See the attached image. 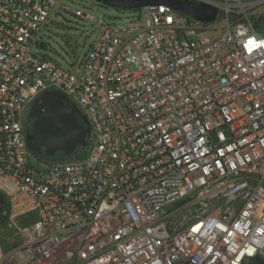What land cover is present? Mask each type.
Listing matches in <instances>:
<instances>
[{
  "label": "built area",
  "instance_id": "obj_1",
  "mask_svg": "<svg viewBox=\"0 0 264 264\" xmlns=\"http://www.w3.org/2000/svg\"><path fill=\"white\" fill-rule=\"evenodd\" d=\"M189 1L215 20L87 14L98 30L74 71L33 51L56 0H0V264L264 262V0ZM49 91L89 130L62 161L26 144Z\"/></svg>",
  "mask_w": 264,
  "mask_h": 264
},
{
  "label": "water",
  "instance_id": "obj_2",
  "mask_svg": "<svg viewBox=\"0 0 264 264\" xmlns=\"http://www.w3.org/2000/svg\"><path fill=\"white\" fill-rule=\"evenodd\" d=\"M105 6L121 10H134L148 5H165L174 11L191 17L201 23H211L218 11L215 7L189 0H95ZM256 33L264 36V13L253 24ZM40 49H46L45 43ZM32 119L26 134L27 148L31 153L44 158L57 152L70 156L78 147L86 146L88 127L80 110L73 104H65L58 92H45L34 100L27 113ZM81 119V122L79 121ZM248 264H264L260 258H253Z\"/></svg>",
  "mask_w": 264,
  "mask_h": 264
},
{
  "label": "rangeland",
  "instance_id": "obj_3",
  "mask_svg": "<svg viewBox=\"0 0 264 264\" xmlns=\"http://www.w3.org/2000/svg\"><path fill=\"white\" fill-rule=\"evenodd\" d=\"M56 1L54 12L50 14L46 27L39 33L40 42L45 43L47 48L33 47V51L74 71H78V65L98 30L97 25L85 19L87 14L100 19L102 24L123 23L136 17L132 11L105 7L95 0ZM131 71L134 69L131 68ZM84 150L78 147L71 155ZM69 157L57 152L53 157L45 159L62 161Z\"/></svg>",
  "mask_w": 264,
  "mask_h": 264
},
{
  "label": "flooded vegetation",
  "instance_id": "obj_4",
  "mask_svg": "<svg viewBox=\"0 0 264 264\" xmlns=\"http://www.w3.org/2000/svg\"><path fill=\"white\" fill-rule=\"evenodd\" d=\"M79 121H80V119H79ZM32 122H33V120L32 119H29L28 116H27V114H26V121H25V129H26V132H28L30 130ZM40 157H43V156L41 155ZM3 203H4V199L0 196V208L3 205Z\"/></svg>",
  "mask_w": 264,
  "mask_h": 264
},
{
  "label": "snow or ice",
  "instance_id": "obj_5",
  "mask_svg": "<svg viewBox=\"0 0 264 264\" xmlns=\"http://www.w3.org/2000/svg\"><path fill=\"white\" fill-rule=\"evenodd\" d=\"M254 45H255L254 41H249V43L246 45V47H248L249 50L251 51L252 50V46H254ZM255 46L259 47L260 45H255ZM200 227H202V225L194 227L193 231H198Z\"/></svg>",
  "mask_w": 264,
  "mask_h": 264
}]
</instances>
